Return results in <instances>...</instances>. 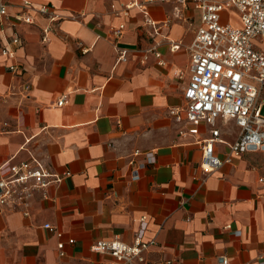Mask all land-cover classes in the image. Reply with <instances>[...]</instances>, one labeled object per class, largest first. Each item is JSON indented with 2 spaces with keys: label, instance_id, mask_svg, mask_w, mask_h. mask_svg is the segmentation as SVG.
Listing matches in <instances>:
<instances>
[{
  "label": "crops",
  "instance_id": "1",
  "mask_svg": "<svg viewBox=\"0 0 264 264\" xmlns=\"http://www.w3.org/2000/svg\"><path fill=\"white\" fill-rule=\"evenodd\" d=\"M30 1L54 6L60 21L0 0L8 10L0 21V180L9 166L32 158L71 175L36 193L28 216L0 205V264H102L108 258L93 244L116 237L132 244L143 219L144 240L157 243L143 264H264V153L205 172L198 141L208 128L194 136L171 114L186 103V47L201 24L193 2L148 4L153 27L132 0ZM23 13L35 23L17 21ZM222 21L241 27L231 9ZM7 47L14 58L2 54ZM217 125L225 144L216 154L226 159L239 129L232 120Z\"/></svg>",
  "mask_w": 264,
  "mask_h": 264
},
{
  "label": "built area",
  "instance_id": "2",
  "mask_svg": "<svg viewBox=\"0 0 264 264\" xmlns=\"http://www.w3.org/2000/svg\"><path fill=\"white\" fill-rule=\"evenodd\" d=\"M157 1L169 0H132L130 7H136L146 16L151 26L155 23L150 19L147 5ZM186 4L187 0H177ZM194 8L200 13L201 24L198 27L191 44L186 47L191 64V77L185 91V106L171 111L177 122H186L190 133L198 136L201 127L208 128L209 136L201 139L203 161L201 164L205 172H213L230 162L232 157L246 153H264V105L261 100L264 92V51L256 47L257 40H264V0H191ZM24 8L35 11V14L45 17L51 24L60 21L54 6L41 5L34 7L30 0H19ZM238 13L241 27H235L222 21L225 10ZM8 16L7 6L0 4V21ZM16 20L24 24L35 23L31 13L19 14ZM51 27L44 29V39L47 38ZM124 26L115 31L118 38L122 36ZM11 44L21 45L19 38H13ZM180 43L172 42V50H180ZM2 54L9 58L15 57V52L4 48ZM125 58L123 52L119 59ZM17 71V66L10 67ZM66 96L57 102L62 106ZM234 121L239 129L238 137L233 144L228 145L229 152L226 159L216 154L217 145H224L218 121ZM136 155L141 152L137 150ZM148 162L155 163V154H146ZM144 166L141 165L140 169ZM70 172L57 173L45 166L38 159L9 166L8 175L0 180V205L12 210L23 209L28 216L27 209L36 193L44 192L52 185L62 183L70 177ZM138 170L134 171V178H138ZM141 231L132 244L116 237L111 240H98L92 246V251L107 257L102 264H143L145 253L155 241L144 240L146 220H141ZM54 232L58 238L63 233L50 224L44 226ZM74 240H69L73 244ZM59 256H65V243H58ZM227 261L224 260V264Z\"/></svg>",
  "mask_w": 264,
  "mask_h": 264
},
{
  "label": "rangeland",
  "instance_id": "3",
  "mask_svg": "<svg viewBox=\"0 0 264 264\" xmlns=\"http://www.w3.org/2000/svg\"><path fill=\"white\" fill-rule=\"evenodd\" d=\"M188 22H189V30H190L189 32L192 33L195 26L194 20L189 19ZM255 45L257 48L264 51V40L263 41L257 40Z\"/></svg>",
  "mask_w": 264,
  "mask_h": 264
}]
</instances>
